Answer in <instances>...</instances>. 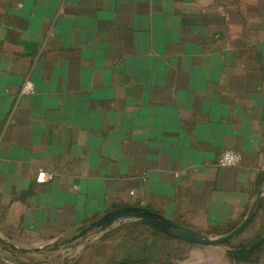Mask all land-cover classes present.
I'll list each match as a JSON object with an SVG mask.
<instances>
[{"label": "crops", "instance_id": "crops-1", "mask_svg": "<svg viewBox=\"0 0 264 264\" xmlns=\"http://www.w3.org/2000/svg\"><path fill=\"white\" fill-rule=\"evenodd\" d=\"M259 179L264 0H0V237L30 251L0 264H264V195L228 248L130 221L35 251L129 206L224 235Z\"/></svg>", "mask_w": 264, "mask_h": 264}, {"label": "water", "instance_id": "water-1", "mask_svg": "<svg viewBox=\"0 0 264 264\" xmlns=\"http://www.w3.org/2000/svg\"><path fill=\"white\" fill-rule=\"evenodd\" d=\"M264 195V185L257 191L254 201L252 202L246 217L243 221L235 227L233 230L228 232L224 235H206L185 227L175 221L167 219L160 214L152 212L146 208L138 207V206H129V207H122L119 209H115L112 211L107 212L104 214L100 219L95 221L94 223L90 224L88 227L82 229L77 235L73 236L72 238L58 244V245H51L48 247H44L43 249H37L36 252H55L58 251L59 247H65L63 253H68L71 249H76L77 247L81 246L84 242L88 241L90 235L100 234L105 230L109 229L113 225L121 224L124 222H140L151 226L152 228L156 229L157 231L195 245H200L204 247H221L236 237L242 230L247 226L250 222L251 218L253 217L256 208L258 207L262 196ZM264 242V237H261L254 241L250 246L249 250H254L258 248ZM0 245L4 247L5 251L11 252H19L22 254L29 253V250L26 249H19L12 244L5 242L0 237ZM246 250V248L240 249H233L227 251L230 254L236 255L242 253ZM60 256V255H59Z\"/></svg>", "mask_w": 264, "mask_h": 264}, {"label": "built area", "instance_id": "built-area-1", "mask_svg": "<svg viewBox=\"0 0 264 264\" xmlns=\"http://www.w3.org/2000/svg\"><path fill=\"white\" fill-rule=\"evenodd\" d=\"M34 92L33 87L28 83L23 87L22 93H30ZM241 161V157L238 153L225 150L221 153L219 160H218V167L220 168H233L237 167ZM50 176H48L45 172L39 171L38 173V181H46L49 180Z\"/></svg>", "mask_w": 264, "mask_h": 264}, {"label": "trees", "instance_id": "trees-1", "mask_svg": "<svg viewBox=\"0 0 264 264\" xmlns=\"http://www.w3.org/2000/svg\"><path fill=\"white\" fill-rule=\"evenodd\" d=\"M264 181V179H259L258 180V182H259V184H261L262 182ZM228 232V231H227ZM62 243V242H61ZM58 244H60V243H54L53 244V247H54V245H58ZM51 247H52V245H51ZM62 247H59V249H61ZM64 249H65V247H63ZM59 249H57V250H59ZM251 252V251H250ZM248 250H246V252H243V253H241V254H238V255H236V256H234V257H238V258H243V256L245 255V254H247V253H250Z\"/></svg>", "mask_w": 264, "mask_h": 264}, {"label": "rangeland", "instance_id": "rangeland-1", "mask_svg": "<svg viewBox=\"0 0 264 264\" xmlns=\"http://www.w3.org/2000/svg\"><path fill=\"white\" fill-rule=\"evenodd\" d=\"M229 245H230L229 243L228 244L226 243L224 246L228 248V247H230Z\"/></svg>", "mask_w": 264, "mask_h": 264}]
</instances>
